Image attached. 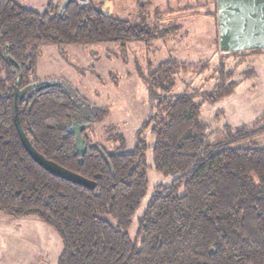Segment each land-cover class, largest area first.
<instances>
[{
	"label": "trees",
	"instance_id": "trees-1",
	"mask_svg": "<svg viewBox=\"0 0 264 264\" xmlns=\"http://www.w3.org/2000/svg\"><path fill=\"white\" fill-rule=\"evenodd\" d=\"M60 4L37 12L0 0V212L14 219L34 217L51 227L62 243L57 264H264V147L234 145L263 133L264 125L209 133L202 102L194 99L215 103L234 92L233 71L223 62L215 69L217 84L203 92L174 94V80L179 72L201 73L207 62L163 61L153 68L145 78L150 113L130 150L108 151L91 142L86 129L107 111L68 81L50 80L54 84L17 102L22 128L38 152L96 185L88 188L51 174L28 155L15 127L12 92L14 86L38 82L40 45L124 46L175 29L146 21L141 6L142 22H132L92 0ZM73 121L85 123L83 154L76 153L68 128ZM211 133L221 135L210 139ZM114 138L124 146L121 134ZM152 168L178 176L154 188L132 237V217L147 193Z\"/></svg>",
	"mask_w": 264,
	"mask_h": 264
},
{
	"label": "rangeland",
	"instance_id": "rangeland-1",
	"mask_svg": "<svg viewBox=\"0 0 264 264\" xmlns=\"http://www.w3.org/2000/svg\"><path fill=\"white\" fill-rule=\"evenodd\" d=\"M15 1L42 12L47 4L56 5L62 0ZM92 1L111 15L132 22H142L138 9L141 6L146 21L160 28L175 29L152 41L129 42L124 46L115 43L39 46L35 68L38 81L64 79L89 103L107 111L102 121L86 129L91 142H98L108 151L133 148L136 132L150 113L145 78L163 61L208 64L201 73L176 74L174 94L211 90L217 84L215 69L220 62L226 71H233L232 80L237 86L231 95L215 103L204 101L201 96L194 97L195 101L202 102L201 119L208 125L209 133L215 130L223 133L225 126L264 125V51L219 49L217 15H214L216 0ZM168 5L171 11L166 9ZM219 133H211L210 139ZM116 134L123 137V147L114 138ZM145 135L151 143L153 136L148 131ZM234 145L264 147V132ZM146 159L151 165V148ZM177 176L153 168L147 171V193L132 217L130 236H135L137 219L143 215L154 188L169 185ZM61 249L59 236L48 225L34 217L14 219L0 212V264H57Z\"/></svg>",
	"mask_w": 264,
	"mask_h": 264
},
{
	"label": "water",
	"instance_id": "water-1",
	"mask_svg": "<svg viewBox=\"0 0 264 264\" xmlns=\"http://www.w3.org/2000/svg\"><path fill=\"white\" fill-rule=\"evenodd\" d=\"M68 1L62 0L61 7L64 8ZM217 24L218 45L221 51L264 49V0H217ZM51 84L54 82L43 80L33 82L23 88L14 86L12 92L13 118L20 141L28 155L44 170L74 183L93 188L96 185L94 180L73 172L38 152L22 128L17 102L30 91H37ZM68 128L74 136L76 153L83 154L86 151V145L81 133L85 128V123L73 121ZM101 154L111 168L103 151Z\"/></svg>",
	"mask_w": 264,
	"mask_h": 264
},
{
	"label": "crops",
	"instance_id": "crops-1",
	"mask_svg": "<svg viewBox=\"0 0 264 264\" xmlns=\"http://www.w3.org/2000/svg\"><path fill=\"white\" fill-rule=\"evenodd\" d=\"M166 7H167L166 9H167L168 11H171V10H172V9H171L172 7H170L169 5L166 6ZM182 8H183V7H182ZM185 8H186V7H184V9H185ZM209 16H211V15H209ZM215 35H216V34H215ZM215 35H214V39H215Z\"/></svg>",
	"mask_w": 264,
	"mask_h": 264
}]
</instances>
